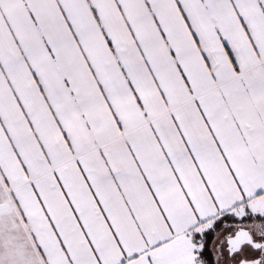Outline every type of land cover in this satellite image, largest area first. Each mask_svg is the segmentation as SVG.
<instances>
[{"label":"snow or ice","instance_id":"snow-or-ice-1","mask_svg":"<svg viewBox=\"0 0 264 264\" xmlns=\"http://www.w3.org/2000/svg\"><path fill=\"white\" fill-rule=\"evenodd\" d=\"M0 264H264V0H0Z\"/></svg>","mask_w":264,"mask_h":264}]
</instances>
